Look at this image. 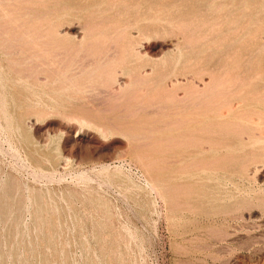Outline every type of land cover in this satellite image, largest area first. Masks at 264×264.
I'll return each mask as SVG.
<instances>
[{
  "label": "rangeland",
  "instance_id": "374dc122",
  "mask_svg": "<svg viewBox=\"0 0 264 264\" xmlns=\"http://www.w3.org/2000/svg\"><path fill=\"white\" fill-rule=\"evenodd\" d=\"M263 5L0 0V264H264Z\"/></svg>",
  "mask_w": 264,
  "mask_h": 264
},
{
  "label": "bare ground",
  "instance_id": "6f19581e",
  "mask_svg": "<svg viewBox=\"0 0 264 264\" xmlns=\"http://www.w3.org/2000/svg\"><path fill=\"white\" fill-rule=\"evenodd\" d=\"M236 1H237V0H236ZM246 1H247V0H246ZM208 2H209V1H208ZM234 2H235V1H234ZM247 3H248V2H247ZM261 4H262V3H261ZM217 6H218V4H217ZM260 6H261V5H260ZM260 6H259V7H260ZM263 6H264V5H263ZM209 7H210V6H209ZM238 8H240V7H238ZM260 10H262V9H260ZM233 11H234V10H233ZM255 12H256V11H255ZM256 13H257V12H256ZM240 17H241V16H240ZM207 45H208V44H207ZM263 47H264V46H263ZM201 48H202V47H201ZM211 48H212V47H211ZM182 49H183V47H182ZM208 49H209V48H208ZM178 50H179V49H178ZM214 50H215V49H214ZM219 50H220V49H219ZM219 50H218V51H219ZM198 51H199V50H198ZM202 51H203V50H202ZM209 51H210V50H209ZM211 51H212V49H211ZM191 53H192V52H191ZM201 53H202V52H201ZM214 53H216V51H215ZM188 54H189V53H187V55H188ZM178 55H179V54H178ZM188 57H189V56H188ZM188 57H187V58H188ZM167 58H168V57H167ZM183 59H184V58H183ZM180 61H181V60H180ZM182 62H183V61H182ZM0 70H1V69H0ZM3 73H4V72H3ZM4 77H5V76H4ZM5 79L7 80V78H5ZM13 79H14V78H13ZM262 80H263V77H262ZM13 81H14V80H13ZM5 82H7V81H5ZM73 82H74V81H73ZM8 83H9V82H8ZM11 83H12V82H11ZM0 84H1V83H0ZM8 85H9V84H8ZM75 86H77V85H75ZM8 87H9V86H8ZM65 87H66V86H65ZM263 87H264V86H263ZM2 88H3V87H2ZM0 89H1V88H0ZM65 89H66V88H65ZM3 90H4V89H3ZM15 90H16V87H15ZM16 91H17V90H16ZM16 91H14V92L16 93ZM0 92H1V91H0ZM4 92H5V91H4ZM14 92H13V93H14ZM1 93H3V92H1ZM76 93H77V92H76ZM11 94H12V93H11ZM3 96H4V95H3ZM14 97H15V95H14ZM4 98H5V96H4ZM0 99H1V98H0ZM2 99H3V97H2ZM17 100H18V99H17ZM18 102H21V101H18ZM22 102H23V101H22ZM21 105H22V104H21ZM23 105H24V104H23ZM16 106H17V105H16ZM13 109H14V108H13ZM15 109L17 110V108H15ZM13 111H14V110H13ZM22 118H23V117H22ZM233 118H234V117H233ZM15 119H16V118H15ZM15 119H14V120H15ZM23 119H24V118H23ZM25 120H26V119H25ZM17 123H18V121H17ZM17 125H19V124H17ZM16 128H18V126H17ZM19 128L21 129V127H19ZM17 130H18V129H17ZM19 132H20V131H19ZM216 132H217V131H216ZM21 133H23V132H21ZM207 138H208V137H207ZM218 149H220V148H218ZM221 150H222V148H221ZM184 151H185V150H184ZM189 151H190V150H189ZM192 151H194V150H192ZM200 151H202V150H200ZM196 152H197V151H196ZM213 152H214V150H213ZM211 153H212V151H211ZM202 154H203V152H202ZM202 154L200 153V155H202ZM195 155H198V154H195ZM193 158H195V157H193ZM190 159H191V157H190ZM185 161H186V160H185ZM200 161H202V160H200ZM196 162H197V161H196ZM166 163H167V162H166ZM190 164H191V163H190ZM190 164H189V165H190ZM199 164H200V163H199ZM202 170H203V169H202ZM198 178H199V177H198ZM209 179H210V178H209ZM202 180H203V179H202ZM200 181H201V180H200ZM203 181H204V180H203ZM194 182H195V181H194ZM196 182H197V181H196ZM211 182H213V181H211ZM200 183H201V182H200ZM204 183H205V181H204ZM213 185H214V183H213ZM194 186H195V185H194ZM201 186H202V185H201ZM203 186H204V185H203ZM203 186H202V187H203ZM156 187H157V186H156ZM218 187H219V186H218ZM7 188H8V187H7ZM152 188H153V187H152ZM157 188H158V187H157ZM192 188H193V187H192ZM216 188H217V187H216ZM223 188H224V187H223ZM10 190H11V189H10ZM155 190H156V189H155ZM208 190H210V189H208ZM220 190H223L222 187H221ZM216 191H218V189H217ZM9 192H10V191H9ZM11 192L13 193V190H12ZM196 192H197V191H196ZM196 192H195V193H196ZM220 192H221V191H220ZM214 193H215V192H214ZM216 193H217V192H216ZM222 193H223V192H222ZM8 194H10V193H8ZM15 196H16V195H15ZM193 196H194V191H193ZM223 196H226V195H223ZM209 197H210V196H209ZM213 197H214V196H213ZM213 197H212V199H213ZM217 197H218V196H217ZM217 197H216V198H217ZM219 197H220V196H219ZM188 198H190V197H188ZM37 199H38V198H37ZM192 199H193V198H192ZM195 199H196V198H195ZM202 199H203V198H202ZM206 199H207V198H206ZM221 199H222V198H221ZM2 200H4V199H2ZM38 200H39V199H38ZM17 201H18V200H17ZM43 201H44V200H43ZM17 203H18V202H17ZM38 203H39V202H38ZM92 203H93V202H92ZM190 203H191V201H190ZM198 203H199V202H198ZM200 203H201V202H200ZM217 203H218V202H217ZM220 203H221V202H220ZM94 204H95V203H94ZM194 204H195V203H194ZM221 204H222V203H221ZM7 205L9 206L8 203H7ZM198 205H199V204H198ZM96 206H98V205H96ZM96 206H95V207H96ZM99 206H100V205H99ZM103 206H104V205H103ZM206 206H207V205H206ZM13 207H14V206H13ZM43 207H44V206H43ZM110 208H111V207H110ZM110 208H109V209H110ZM198 208H200V207H198ZM47 209H48V206H47ZM49 209H50V207H49ZM200 209H201V208H200ZM6 210H7V209H6ZM96 210H97V209H96ZM105 210H106V209H105ZM110 210H111V209H110ZM4 211H5V210H4ZM111 211H113V210H111ZM95 212H96V211H95ZM109 212H110V211H108V213H109ZM4 213H5V212H4ZM6 213H7V212H6ZM35 213H36V211H35ZM78 213H79V212H78ZM103 213H104V212H103ZM105 213H106V212H105ZM101 214H102V213H101ZM79 215H80V214H79ZM79 215H78V216H79ZM35 216H36V215H35ZM39 216H40V215H39ZM45 216H47V215H45ZM45 216H44V217H45ZM75 216H76V215H75ZM75 216H74V218H75ZM105 216H106V215H105ZM109 216H110V215H109ZM100 217H101V216H100ZM45 218H47V217H45ZM45 218H44V219H45ZM103 218H104V217H102V219H103ZM105 218H106V217H105ZM47 219L49 220V217H48ZM72 219H73V217H72ZM33 220H34V219H33ZM75 220H76V222H77V219H75ZM34 221H35V220H34ZM44 221H45V220H44ZM44 221H43V222H44ZM73 221H74V220H73ZM80 221H81V218H80ZM102 222H103V221H102ZM102 222H101V223H102ZM108 222H109V221H108ZM112 222H113V220H112ZM39 223H40V222H39ZM51 223H52V221H51ZM44 224H45V223H44ZM46 224H47V223H46ZM46 224H45V225H46ZM56 224H57V222H56ZM74 224H75V223H74ZM80 224H81V223H80ZM38 225H39V224H38ZM53 225H54V224H52L51 226L53 227ZM75 225H76V224H75ZM114 225H115V224H114ZM114 225H113V226H114ZM8 226H9V225H8ZM10 226H11V225H10ZM118 226H119V225H118ZM118 226H117V227H118ZM38 227H39V226H38ZM38 227H37V228H38ZM49 227H50V226H48V228H49ZM45 231H46V230H45ZM51 231H52V230H51ZM48 232H50V229H49ZM53 233H54V232H53ZM50 234H52V233H50ZM57 234H58V233H57ZM57 234H56V235H57ZM116 235H117V233H116ZM119 235H120V234H119ZM33 236H35V235H33ZM120 236H121V235H120ZM49 237H51V236H48V238H49ZM53 237H54V236H53ZM53 237H52V238H53ZM79 238H80V237H79ZM120 238H121V237H120ZM56 239H57V238H56ZM83 239H84V237H83ZM50 240H51V239H50ZM58 240H59V239H58ZM110 240H111V239H110ZM60 241H61V240H60ZM33 242H34V241H33ZM47 242H48V241H47ZM54 242H55V240H54ZM54 242H53V243H54ZM56 242H57V241H56ZM82 242H83V241H82ZM117 242H118V239H117ZM51 243H52V242H51ZM51 243H50V245H51ZM84 243H85V242H84ZM125 243H126V242H125ZM32 244H33V243H32ZM59 244H60V243H59ZM46 245L49 246L48 243H47ZM61 245H63V244H61ZM61 245H60V247H61ZM84 245H85V244H84ZM125 245H126V244H125ZM86 246H87V244H86ZM128 246H129V245H128ZM55 247H56V246H55ZM87 247H88V246H87ZM30 248H31V247H30ZM33 248H34V247H33ZM116 248H117V247H116ZM120 248H121V247H120ZM46 249H47V248H46ZM61 249H62V248H61ZM84 249H85V248H84ZM117 249H118V248H117ZM42 250H43V249H42ZM47 250H48V249H47ZM57 250H58V249H57ZM45 251H46V250H45ZM52 251H53V250H52ZM62 251H63V250H62ZM55 252H56V251H55ZM46 253H47V252H46ZM53 253H54V252H53ZM61 253H62V252H61ZM90 253H91V252H90ZM119 254H120V252H119ZM46 255H47V254H46ZM92 255H93V254H92ZM120 255H121V254H120ZM131 255H132V254H131ZM56 256H57V255H56ZM93 256H94V255H93ZM47 257H48V256H47ZM54 257H55V256H54ZM61 257H62V254H61ZM129 257H130V256H129ZM90 258H91V257H90ZM119 258H120V257H119ZM86 259H87V258H86ZM88 259H89V258H88ZM52 260H53V258H52ZM56 260H57V259H56ZM118 260H119V259H118ZM46 261H47V259H46ZM57 261H58V260H57ZM134 261H135V260H134ZM115 262H116V260H115ZM118 262H119V261H118ZM118 262H117V263H118ZM128 262H129V261H128ZM47 264H50L49 261L47 262ZM64 264H65V263H64ZM90 264H91V263H90ZM120 264H121V261H120Z\"/></svg>",
  "mask_w": 264,
  "mask_h": 264
}]
</instances>
